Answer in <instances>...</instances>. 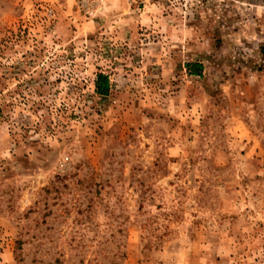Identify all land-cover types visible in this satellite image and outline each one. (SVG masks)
<instances>
[{
    "label": "rangeland",
    "instance_id": "obj_1",
    "mask_svg": "<svg viewBox=\"0 0 264 264\" xmlns=\"http://www.w3.org/2000/svg\"><path fill=\"white\" fill-rule=\"evenodd\" d=\"M0 264H264V0H0Z\"/></svg>",
    "mask_w": 264,
    "mask_h": 264
},
{
    "label": "trees",
    "instance_id": "obj_2",
    "mask_svg": "<svg viewBox=\"0 0 264 264\" xmlns=\"http://www.w3.org/2000/svg\"><path fill=\"white\" fill-rule=\"evenodd\" d=\"M191 75L201 76L203 66L200 63H192L187 65ZM110 80L104 74H99L96 79V93L102 96H107L110 93Z\"/></svg>",
    "mask_w": 264,
    "mask_h": 264
},
{
    "label": "built area",
    "instance_id": "obj_3",
    "mask_svg": "<svg viewBox=\"0 0 264 264\" xmlns=\"http://www.w3.org/2000/svg\"><path fill=\"white\" fill-rule=\"evenodd\" d=\"M84 1V0H83Z\"/></svg>",
    "mask_w": 264,
    "mask_h": 264
}]
</instances>
